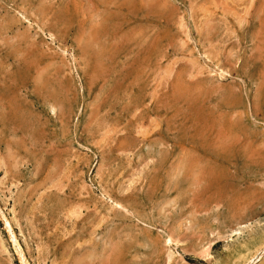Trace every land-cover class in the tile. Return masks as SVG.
Listing matches in <instances>:
<instances>
[{
  "label": "rangeland",
  "instance_id": "obj_1",
  "mask_svg": "<svg viewBox=\"0 0 264 264\" xmlns=\"http://www.w3.org/2000/svg\"><path fill=\"white\" fill-rule=\"evenodd\" d=\"M263 240L264 0H0V264Z\"/></svg>",
  "mask_w": 264,
  "mask_h": 264
},
{
  "label": "bare ground",
  "instance_id": "obj_2",
  "mask_svg": "<svg viewBox=\"0 0 264 264\" xmlns=\"http://www.w3.org/2000/svg\"><path fill=\"white\" fill-rule=\"evenodd\" d=\"M95 27V26H94ZM102 27V26H101ZM102 29H103V27H102ZM99 30H101V29H99ZM98 30V31H99ZM100 32H102V30L100 31ZM97 33V32H96ZM96 33H95V35H96ZM103 33V32H102ZM107 34V33H106ZM104 35H105V32H104ZM102 36V35H101ZM93 37V36H92ZM95 38V37H94ZM97 38V37H96ZM95 38V39H96ZM99 39V38H98ZM89 40V39H88ZM91 40V39H90ZM90 40L89 41H86V42H88V43H90ZM93 40V39H92ZM101 40V39H100ZM93 42V41H92ZM91 42V46H92V43ZM100 42V41H99ZM87 43V44H88ZM97 43V42H96ZM102 43V42H101ZM100 43V44H101ZM99 44V43H98ZM95 45V44H94ZM93 45V46H94ZM84 46H86V45H84ZM103 47V46H102ZM90 48V47H89ZM88 49V48H87ZM94 49V48H93ZM96 49V48H95ZM89 50V49H88ZM90 50H91V48H90ZM88 56V55H87ZM93 63V62H92ZM98 64V63H97ZM92 78V77H91ZM63 90V89H62ZM50 99H53V102L52 103H54V102H58V98H57V95L55 94V93H52L51 95H50ZM49 99V100H50ZM51 101V100H50ZM56 104V103H55ZM17 109V108H16ZM20 118V117H19ZM20 125H21V119H20ZM24 129V128H23ZM33 131V130H32ZM30 132V131H29ZM36 133V132H35ZM34 133V134H35ZM170 238V237H169ZM264 241V240H263ZM263 241L261 242V243H252V244H248V245H246V243H245V245L243 246V245H241L239 248H237L236 249V251H235V255H236V257L237 258H239V259H236V260H240V258L242 259V260H244V262L245 263H247V262H249V261H252V260H254L255 258H256V255H258L259 253H260V251H261V248L262 247H264V245H263ZM86 244H88V243H86ZM241 244H243V243H241ZM114 251L113 252H111L109 255L112 257V259L114 260V261H118V259H119V250L117 249V247H116V245H115V247H114ZM108 255V259L110 260V256ZM109 260H107L108 262H109ZM235 261V260H234ZM107 263V262H106ZM244 263V264H245ZM260 264H264V254L262 255V257H261V260H260Z\"/></svg>",
  "mask_w": 264,
  "mask_h": 264
}]
</instances>
